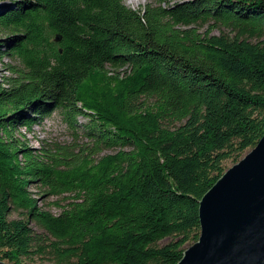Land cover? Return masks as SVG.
Returning a JSON list of instances; mask_svg holds the SVG:
<instances>
[{
    "label": "trees",
    "instance_id": "trees-1",
    "mask_svg": "<svg viewBox=\"0 0 264 264\" xmlns=\"http://www.w3.org/2000/svg\"><path fill=\"white\" fill-rule=\"evenodd\" d=\"M124 1L0 0V63L18 58L0 75L6 264L47 240L62 264H176L200 198L264 132V0ZM58 109L91 143L29 146L20 129Z\"/></svg>",
    "mask_w": 264,
    "mask_h": 264
},
{
    "label": "water",
    "instance_id": "water-1",
    "mask_svg": "<svg viewBox=\"0 0 264 264\" xmlns=\"http://www.w3.org/2000/svg\"><path fill=\"white\" fill-rule=\"evenodd\" d=\"M198 219L176 264H264V132L202 195Z\"/></svg>",
    "mask_w": 264,
    "mask_h": 264
},
{
    "label": "rangeland",
    "instance_id": "rangeland-1",
    "mask_svg": "<svg viewBox=\"0 0 264 264\" xmlns=\"http://www.w3.org/2000/svg\"><path fill=\"white\" fill-rule=\"evenodd\" d=\"M153 0H125L124 3L131 8H137L139 6L144 5L147 2H151ZM206 25H204L201 30H204ZM2 35V34H1ZM5 63L7 64H17L18 58L15 55L5 56L0 63V75H11L9 71L4 69ZM79 121H83L84 118L78 116ZM20 131L24 133L27 137L29 146L38 149L40 147H51L52 145L59 144L65 147H78L84 145L86 143H91L89 140L84 138L79 132L74 131L71 127L67 125V123L63 120L62 114L59 109L55 110L50 116L46 117L40 124L33 126L30 132L25 131V129L21 128ZM114 150L108 149L101 152L109 153ZM249 151L247 149L243 156ZM234 163L230 160L225 161L226 169L229 168ZM30 190L33 192L34 196L39 198V205L42 209L48 210L54 214H57L61 211L60 206L55 204L56 202L63 204L65 203L61 196H52L48 195L43 191L41 187L30 186ZM20 214L12 213L9 217L15 218L19 217ZM31 222V226L38 233H43V230L38 227L33 221ZM50 240H47L43 243V251L36 250L34 247L32 250V254L28 259H25V262L29 264H62L58 262L56 254L49 244ZM165 242V239L161 241V243ZM5 263L8 261L4 260ZM66 264V263H63Z\"/></svg>",
    "mask_w": 264,
    "mask_h": 264
}]
</instances>
